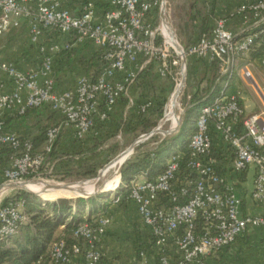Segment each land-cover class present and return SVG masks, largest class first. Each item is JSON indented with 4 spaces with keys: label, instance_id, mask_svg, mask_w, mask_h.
<instances>
[{
    "label": "built area",
    "instance_id": "1",
    "mask_svg": "<svg viewBox=\"0 0 264 264\" xmlns=\"http://www.w3.org/2000/svg\"><path fill=\"white\" fill-rule=\"evenodd\" d=\"M110 5L97 20L92 2L84 5L80 15H74L61 0H0V38L26 21L30 47L40 61L38 68L22 71L15 63L0 60V72L15 86L11 92L0 90V153L6 146L14 151L4 170L3 186L53 175L57 161H49V155L62 132L73 129L75 138L85 141L96 121H105L114 113L123 96L128 98L127 115L135 107L137 95L133 92L143 72L152 71L162 79L173 76V70L180 67L174 90L183 71L185 90L190 59L216 63L217 76L210 94L203 97L205 104L196 120L186 167L182 169L180 155H173L156 180L132 183L129 195L150 242L158 249L159 264H203L206 257L228 249L250 228L264 227V113L246 114L241 99L228 92L237 59L247 56L256 37L254 31L264 25V0L242 1L236 12L239 32L228 28L227 19L213 20L210 32L187 48L167 22L166 0H111ZM165 24L173 38L164 32ZM242 34L247 35L239 40ZM85 44L94 48V55L101 53L106 66L96 76L81 72L72 82H59L58 55L75 52ZM259 61L264 66V56ZM243 76L254 83L247 67ZM207 84L204 81L201 88ZM150 106V102L144 104L141 112ZM43 108L61 119L47 129L40 150L32 140L23 141L5 129V112L25 116ZM251 170L250 199L263 209L261 216L244 214L238 194V185ZM27 221L20 207L0 204V241L16 236ZM108 224L103 217L95 225L85 222L74 231L75 243L68 244L64 238L55 241L50 264H73L75 260L102 264L101 244ZM139 254L147 256L144 250Z\"/></svg>",
    "mask_w": 264,
    "mask_h": 264
},
{
    "label": "trees",
    "instance_id": "2",
    "mask_svg": "<svg viewBox=\"0 0 264 264\" xmlns=\"http://www.w3.org/2000/svg\"><path fill=\"white\" fill-rule=\"evenodd\" d=\"M206 3L204 0V10H201L199 5L194 3L188 12L189 25L193 26L194 31L196 27L199 29L197 39L203 34H208L213 25L217 0H210L208 9ZM198 23L199 26H196ZM262 28H264V25H262ZM262 28L254 31L256 37L247 54L249 55V60L247 61H254L264 56V34L261 33ZM246 35L242 34L238 39L242 40ZM191 39L187 40L186 38V43H189ZM77 55V52L74 51H65L58 55L56 64L57 79L58 77H62L61 73L64 70H68V67L74 66L72 62ZM101 57V53H96L93 58L100 61V63H95L94 60H90L89 62L81 61L78 64L82 70L81 72L96 76L106 66ZM188 66L190 80L197 78L201 69H204L203 80L207 81V86L204 88L199 87L191 96V107L177 133L170 138L162 140L154 149L143 150L144 144L139 145L135 149L134 154L121 170V184L116 189V199H120L119 201L129 200L130 187L140 176H144L147 181L156 180L165 171L168 161L173 155H180L182 159L181 167L183 170L186 167L191 154L190 140L196 132V120L201 107L205 104L202 101L203 97L210 94L214 84V80H210V76L208 75L210 73V75L217 76L216 63L208 65L198 59L192 58L189 60ZM235 80L236 76L234 75L229 87L230 94L235 93ZM155 81L156 79L152 71L140 74L137 86L133 92L134 95H137L134 109L129 110L126 116L124 115L128 98L123 96L119 100L114 113L110 114L105 121H96L94 130L92 131L94 132L93 147L95 150L100 146L102 147L111 137L120 132L127 137L137 139L142 135L149 134L158 126L159 121L164 116V107L167 99L163 94L167 92V88L163 86L161 90L164 93L161 91L162 95H160L158 93L160 90L158 92L156 90ZM148 102L151 103L149 109L146 112H141V106ZM31 111H28L27 114ZM4 124L5 129L8 130V123L4 121ZM109 128H113L112 133H109V135L105 137L95 136L97 129L102 131ZM47 129L48 126H45L33 138L21 137V139L23 141L27 139L32 140L35 148L40 150L46 142ZM60 138L53 152L49 155V161L54 162L62 159L64 156H70L68 153H59ZM75 140L80 144L84 143L83 141ZM151 140H155V136ZM87 150H84L83 153ZM13 155L14 151L7 146L0 153V184L5 181L4 170L10 163ZM98 164L97 162H91V164L86 163V165L78 168H75L72 162L69 164H56L53 175L56 173L62 178L61 180H66V176L73 177L74 175L82 179L96 177ZM68 197L70 196L62 197L54 202H45L36 195L20 189L14 190L12 194L7 195L2 200L1 206L13 204L20 207L23 214L28 218V221L20 227L16 236L8 241H0V264H50V250L55 241L64 238L68 244L75 243L77 241L74 237L75 229L85 222L95 225L96 221L105 215L108 206L112 203L111 201H106V204L99 203V200H106L104 194L97 198L91 197L88 199L78 198L71 200ZM103 259L102 264H104Z\"/></svg>",
    "mask_w": 264,
    "mask_h": 264
},
{
    "label": "crops",
    "instance_id": "3",
    "mask_svg": "<svg viewBox=\"0 0 264 264\" xmlns=\"http://www.w3.org/2000/svg\"><path fill=\"white\" fill-rule=\"evenodd\" d=\"M148 1V0H147ZM243 0H217L215 14L213 20L225 18L228 21V28L233 32H239L240 23L236 16L237 9ZM62 6L74 15H80L86 3L92 2L95 5L96 19L99 20L102 15L110 10L111 0H61ZM209 4L210 0H206ZM169 27V26H168ZM77 56L72 64L68 67V71L64 70L62 76H68V82L79 77L81 69L78 64L81 61L89 62L97 59L94 58L95 50L90 44H85L76 50ZM0 60L15 63L19 70L27 71L40 66L37 52L30 47L29 28L26 21L22 22L19 29L11 31L4 37L0 38ZM249 60V55L237 59L236 80L234 82L235 93L241 99V103L245 108L246 114H254L255 110L248 109L246 101H249L250 94L246 90L247 95L242 93L244 85L248 84L243 76V69L247 67L253 76L254 82L257 76L264 85V66L260 65L259 59ZM65 64V63H62ZM243 64V65H242ZM258 68H257V67ZM204 72V69H201ZM66 73V74H65ZM57 74V73H56ZM210 80H215L216 75H209ZM57 78V77H56ZM71 80V81H70ZM58 81L61 82L60 77ZM64 81V80H63ZM246 83V84H245ZM248 85L245 87L247 89ZM15 89L13 82L3 73L0 72V90L2 92H11ZM230 94V89L228 90ZM253 103V101H249ZM127 111V110H126ZM126 111L124 115H126ZM2 119L8 123V130L17 133L21 137L33 138L40 129L58 122L61 118L58 114L51 112L48 108L32 110L25 116H20L16 112H5ZM113 128L107 130H96L95 136L105 137L112 133ZM94 132L90 133L84 143L76 142L73 129H65L61 134L59 143V153H68L70 156H64L57 160V164H69L75 168L86 165V163H101L107 154L105 149L108 143L114 139H118L119 134L111 137L102 147L94 149ZM123 135V134H122ZM122 138V136H121ZM88 149V150H87ZM84 150H87L83 153ZM82 151V152H81ZM109 154V152H108ZM71 161V162H69ZM63 162V163H61ZM225 174L229 176V172ZM144 180L145 177L142 176ZM234 182L232 179L230 180ZM254 171L251 170L245 174L243 180L238 185V194L242 199V211L244 214L252 216L263 215V209L253 203L250 199V193L253 190ZM4 182L0 184V189ZM14 190L0 191V200L5 195L12 194ZM46 201V200H45ZM114 201V200H113ZM110 203L104 219L109 221L106 235L103 237L101 250L103 252L104 264H159L158 249L150 242L149 232L142 224V219L137 211V206L130 200ZM141 226V230L140 227ZM142 232V233H141ZM144 250L147 254L146 258H141L140 251ZM73 264H82L81 260H75ZM203 264H264V227L250 228L243 234L231 247L205 258Z\"/></svg>",
    "mask_w": 264,
    "mask_h": 264
},
{
    "label": "rangeland",
    "instance_id": "4",
    "mask_svg": "<svg viewBox=\"0 0 264 264\" xmlns=\"http://www.w3.org/2000/svg\"><path fill=\"white\" fill-rule=\"evenodd\" d=\"M167 1V22L171 25L173 30L175 31L176 34V39L180 42V44L186 48L188 45H191L195 41H197V34H199V29L196 27L195 31L193 26L189 25L188 23V12L191 10V7L193 6L194 3H197L199 5V8L201 10H204L205 6H203V1L204 0H166ZM206 1V0H205ZM225 19V18H224ZM199 26V23L196 25ZM186 38L187 40L191 39L189 43H186ZM186 43V44H185ZM257 67V66H256ZM258 68V67H257ZM66 72L68 70H65ZM188 71H189V66H188ZM64 72V71H63ZM62 72V73H63ZM180 72V67L176 68L173 70L172 74L173 76L166 77V78H158L155 77V87L157 92L162 95V87H166L167 92L163 94L165 98L167 99L164 107V115L166 116L167 112V120H165V116L159 121L158 126L156 127L158 132L155 134V140H147L144 143V149L143 150H150L154 149L162 140L170 138L173 136L177 131H174L179 127L180 124L183 123L186 114L188 110L191 107V98L196 90L201 87L203 84L204 80V72L201 70L199 72V75H197V78L186 81V87L184 90V94L182 96L183 90L180 91L179 96L180 99H174V88L176 84V79ZM66 74V73H65ZM189 75V74H188ZM68 76H62L60 77L61 82L67 81ZM255 81L257 86L259 87L261 93L258 91L257 87L253 85V83L248 82L246 86L248 85L247 89H242V93L246 96L247 93L249 92L250 94V99L249 101H253V103H250L249 101H246V105L248 109L255 110L256 112L254 114H259V113H264V85L263 83L259 80V78L256 76ZM178 85V84H177ZM205 86V85H204ZM177 88V86H176ZM248 90V92H246ZM162 91V92H161ZM164 93V92H163ZM182 96V97H181ZM162 97V96H161ZM170 106V107H169ZM169 108V109H168ZM164 119V124L162 128L159 127V125L162 124ZM138 139V138H137ZM136 138L132 137H127L125 135H122V138L114 139L113 141L108 143L107 149H105L104 152L107 154L104 156V159H102L101 163L98 164L97 169L98 173L102 170V173L100 175V179L97 177H91V178H78L76 175L72 176H66V180H61L59 175L56 173L54 175H47L43 176L40 179H36L35 182H30L31 184H35L36 186L31 185V189L34 190L35 192H38L41 196L42 193L44 192H49V188H53L55 190H60L59 188H75L71 193L68 194H56L52 196V200H48L49 202H54L60 199L59 197L61 196H70L68 197L71 200H76L80 195L85 196V199L91 198V197H99L100 195L104 194L106 200H99L100 204H106L107 202H112V200H115L117 198V193L116 189L120 186L121 184V170L120 166L126 159L128 152L127 151L125 154H123L121 157L118 159L117 156L121 154L122 152L126 151L130 146L137 140ZM141 145V144H140ZM113 149V150H112ZM109 152V154H108ZM116 159L115 161H113ZM113 161L112 163H110ZM110 163V164H109ZM109 164V165H108ZM106 167V168H105ZM41 180V181H40ZM40 181V182H39ZM144 179L142 176H140L137 179V182H143ZM136 182V181H135ZM29 183V184H30ZM113 185H115L113 187ZM113 187V188H112ZM127 187V185H126ZM41 188L47 189L44 190L43 192L40 190ZM104 189V192H101V190ZM110 191V192H109ZM42 192V193H41ZM32 194V193H31ZM94 195V196H92ZM91 196V197H89ZM6 197V195H5ZM1 198L0 204L2 200L5 198ZM38 197V196H37ZM40 198V197H39ZM62 198V197H61ZM41 200L42 197L40 198ZM47 202V201H45ZM141 230V226L139 227ZM142 233V232H141ZM102 245H105V243L102 242Z\"/></svg>",
    "mask_w": 264,
    "mask_h": 264
},
{
    "label": "bare ground",
    "instance_id": "5",
    "mask_svg": "<svg viewBox=\"0 0 264 264\" xmlns=\"http://www.w3.org/2000/svg\"><path fill=\"white\" fill-rule=\"evenodd\" d=\"M163 28H164V32L166 33V34H168V35H170L171 36V38H173V36H172V32H171V28L170 27H168V25L167 24H165L164 26H163ZM174 41H173V44L175 45V47L176 48H178V46H177V43H176V39L174 38L173 39ZM183 78H182V81L181 82H179L178 83V85H177V88H176V90L174 91V93L172 94V96L174 95V99H180V96H179V93H180V91L181 90H183L182 88H184V85H185V82H184V77H185V71H183ZM170 107V106H169ZM169 109V108H168ZM168 112V111H167ZM167 112H166V116H165V120H167ZM163 124H164V119H163V122H162V124L161 125H159V127L160 128H162V126H163ZM156 131L158 132V130L156 129ZM156 132V133H157ZM128 154H129V152H128ZM31 185H33V186H36L35 184H27L26 185V189L29 191V192H32V193H35L36 195H38V196H40V198L42 197V199L45 201H48V200H50L51 198H52V196L54 195V193H56V194H62V193H64V194H68V193H71V192H74L73 190L75 189V188H69V187H67V188H59L60 190H55V189H53V188H49L48 190H50L49 192H43L44 190H47V189H43V188H41L40 190L43 192H41L42 193V196L38 193V192H35L34 190H32L31 189ZM115 185H113V187H114ZM112 187V188H113ZM81 196H83V195H80V196H78V197H81ZM61 197H65V196H61ZM61 197H59V198H61ZM52 200V199H51Z\"/></svg>",
    "mask_w": 264,
    "mask_h": 264
},
{
    "label": "water",
    "instance_id": "6",
    "mask_svg": "<svg viewBox=\"0 0 264 264\" xmlns=\"http://www.w3.org/2000/svg\"><path fill=\"white\" fill-rule=\"evenodd\" d=\"M253 85H255L258 89V91L261 93L259 87L257 86V84L254 82ZM181 126V124L179 125V127ZM178 127V128H179ZM156 129L153 130L150 134H147V135H143L141 136L139 139H137L131 146L130 148H128L126 151L122 152L116 159H118L119 157H121L123 154H125L127 151H129V154L127 155L126 159L124 160V162L121 164L120 166V170H122V167L124 166V164L131 158V156L134 154V151L135 149L142 143H144L145 141L151 139L156 133ZM116 159H114L113 161H115ZM113 161H111L110 163H112ZM109 163V164H110ZM108 164V165H109ZM106 168V167H105ZM121 172V171H120ZM102 173V170L98 173V178L100 179V175ZM40 182V181H39ZM26 185L27 184H7L5 186H3L0 191L2 190H17V189H20V190H24L26 192H29L27 189H26ZM101 192H104V189L101 190ZM110 192V191H109ZM29 193H32V192H29ZM33 195H36L35 193H32ZM38 196V195H36ZM40 197V196H38ZM91 197V196H89ZM81 198H84L83 196H81ZM49 202V201H47Z\"/></svg>",
    "mask_w": 264,
    "mask_h": 264
}]
</instances>
